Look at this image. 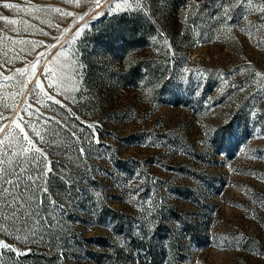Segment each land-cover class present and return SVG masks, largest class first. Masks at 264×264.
<instances>
[{"label":"rangeland","instance_id":"rangeland-1","mask_svg":"<svg viewBox=\"0 0 264 264\" xmlns=\"http://www.w3.org/2000/svg\"><path fill=\"white\" fill-rule=\"evenodd\" d=\"M4 2L18 8L0 6L17 20L0 21V113L35 124L34 109L66 131L39 120L58 151L32 133L53 161L45 223L33 218L27 241L0 224V240L31 248L0 249V264H264V13L235 0L223 22L221 0Z\"/></svg>","mask_w":264,"mask_h":264},{"label":"snow or ice","instance_id":"snow-or-ice-1","mask_svg":"<svg viewBox=\"0 0 264 264\" xmlns=\"http://www.w3.org/2000/svg\"><path fill=\"white\" fill-rule=\"evenodd\" d=\"M66 2H71V0H66ZM85 4H94L96 8L102 6L103 0H84ZM126 10L133 9L134 5L141 3V0H123ZM237 7L248 6L247 12L259 11L264 13V6L255 7L254 0H235ZM227 5V6H226ZM3 8L6 9H16L17 4L4 2L2 3ZM76 6L82 7L81 0H76ZM221 9L224 12V16L221 17V22L224 19L231 21L233 17L229 15L231 11V5L229 0H221ZM23 10V9H21ZM39 10V9H38ZM95 11V9H91ZM55 12L61 13L64 16H72L71 12H63L61 9H54ZM88 15V12H84V16ZM97 16L100 15L99 12L96 13ZM216 17L210 16L209 19H215ZM78 19H83V16L78 17ZM0 21H3L6 25H15L17 20L10 19L9 17L0 13ZM26 21H21L25 23ZM6 29L0 28V32H4ZM12 31L20 34L18 29H12ZM67 31V29H65ZM47 35V33H45ZM76 36L80 35V29L76 30ZM52 39L59 43V37L53 36ZM42 46L47 48H56L57 44H43ZM259 46V44L257 45ZM35 47V43H33ZM46 53H38L35 63L32 65L36 67L40 63V58ZM7 55V53H5ZM26 69H16L17 73L23 74ZM49 70L46 68L42 75L47 76ZM256 76H262L264 74L257 72ZM10 79V77H5V80ZM66 83V79L63 81ZM37 86H40L38 81ZM54 87V86H52ZM243 89H241L242 91ZM30 93L32 90H29ZM48 99L57 104H62V101L55 100L52 95L48 96ZM24 111L28 112L29 117H36V123L33 124L31 119L25 120L20 117L17 120H11L10 117L0 113V121H9L7 125L0 123V224L3 222L8 223V228L15 232L25 233L22 239L26 241L29 239L28 233H32V238L34 239L36 233L32 228L29 227L33 223V218L39 221L41 224L45 223V220L41 219V213L45 212L46 209L38 206L37 197L40 194L42 197L44 194L48 193V180L50 174L53 172L51 161L48 158V151L44 148L38 146V141L32 135L35 132V137H39V141L48 145L52 150H60V141L53 139V137L58 134L49 128L44 129V134L40 131H36L40 127L39 120L44 119L46 122L54 121L58 126L65 127L63 122L54 117H44L42 114L36 112L34 109L29 111L27 108ZM253 116L256 115L255 112L252 113ZM87 128H91L92 125H85ZM48 136V139H45ZM71 137L80 142V147L78 149L79 156H83L88 150L84 147V141L81 136H78L75 131L71 133ZM98 142V140H97ZM61 154L69 156L67 150H64ZM70 159V156H69ZM59 163V162H56ZM66 170L67 166H63ZM65 179L66 182L71 187V180L68 177H61ZM43 181V183H41ZM46 202V198L39 200V205H43ZM55 206V205H54ZM49 227H51V221L47 220ZM7 230V229H5ZM0 249H8L9 251L16 254L17 257L28 256L31 254V248L25 251H21L17 248L0 240Z\"/></svg>","mask_w":264,"mask_h":264}]
</instances>
